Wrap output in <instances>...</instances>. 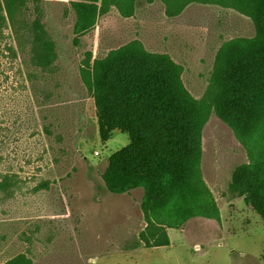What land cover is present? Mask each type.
<instances>
[{
	"label": "rangeland",
	"instance_id": "rangeland-1",
	"mask_svg": "<svg viewBox=\"0 0 264 264\" xmlns=\"http://www.w3.org/2000/svg\"><path fill=\"white\" fill-rule=\"evenodd\" d=\"M263 14L261 0H0V264H264V85L235 118L226 79ZM29 30L40 56L46 32L54 43L51 70L28 38L21 50ZM109 55L180 83L185 178L154 186L109 164L130 138H101L80 76Z\"/></svg>",
	"mask_w": 264,
	"mask_h": 264
},
{
	"label": "trees",
	"instance_id": "trees-1",
	"mask_svg": "<svg viewBox=\"0 0 264 264\" xmlns=\"http://www.w3.org/2000/svg\"><path fill=\"white\" fill-rule=\"evenodd\" d=\"M261 22L262 41H254V56L234 63L226 75L227 106L235 118L251 115L256 99L253 87L256 83L264 85V14ZM45 34L48 48L44 57L40 56L30 30L28 36L22 32L17 37L21 50L24 48L20 39L28 38L30 63L42 71L51 70L56 57L54 43ZM103 60L95 59L88 70H80V76L88 92L98 98L101 138H107L106 129L114 128L123 130L130 138L126 147L111 156L109 164L154 186L185 178V168L181 167L194 149L180 83L167 74L166 65L147 63L135 55L120 60L109 55Z\"/></svg>",
	"mask_w": 264,
	"mask_h": 264
}]
</instances>
